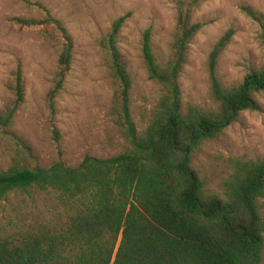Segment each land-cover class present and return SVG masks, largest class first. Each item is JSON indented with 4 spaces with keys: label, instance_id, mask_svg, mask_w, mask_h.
Segmentation results:
<instances>
[{
    "label": "trees",
    "instance_id": "obj_1",
    "mask_svg": "<svg viewBox=\"0 0 264 264\" xmlns=\"http://www.w3.org/2000/svg\"><path fill=\"white\" fill-rule=\"evenodd\" d=\"M203 1L179 3L176 32L163 60L155 52L152 30L143 34L149 79L161 87L143 130L132 116V78L120 48L128 16L113 23L102 49L114 84L111 113L128 148L110 158L86 156L77 167L63 162L59 148V158L45 168L22 144L26 156L19 151L13 165L0 172V200L17 192L33 200L47 193L58 214L52 220H20L0 236V264H264V157L237 160L221 194L208 193L193 167L202 144L244 112H260L264 95V66L231 87L217 79L218 62L234 36L230 30L209 60L216 108L185 109L180 78L205 26L193 21ZM45 12L33 24L53 27L61 45L59 71L47 97L54 110L72 69L74 41L62 22ZM8 91L11 101L0 108V131L11 126L26 102L22 64ZM53 135L59 146L56 128Z\"/></svg>",
    "mask_w": 264,
    "mask_h": 264
},
{
    "label": "rangeland",
    "instance_id": "obj_2",
    "mask_svg": "<svg viewBox=\"0 0 264 264\" xmlns=\"http://www.w3.org/2000/svg\"><path fill=\"white\" fill-rule=\"evenodd\" d=\"M181 1L186 0H0V108L11 101L8 84L19 64L23 65L26 82L25 104L11 126L0 131V172L13 165L19 151L26 156L22 144L45 168L59 158V148L68 167H77L86 156L110 158L124 152L128 144L111 113L114 84L102 40L118 18L128 16L120 48L132 78V116L143 130L161 91L148 76L143 34L152 30L155 52L162 60L166 58ZM45 9L62 22L74 41L72 69L54 110L47 97L59 71L61 45L55 40L53 27L33 24L45 17ZM193 21L205 26L193 41L180 78L183 103L185 109L196 105L213 110L216 105L209 60L221 37L234 31L216 70L223 86L236 85L250 70L264 66V0H204L195 8ZM259 102L260 112H244L194 154L193 167L208 193L224 191L237 160L264 157V95ZM55 128L61 135L59 146L54 140ZM29 197L17 192L0 200V236L20 220H52L58 214L51 194H36L34 200ZM261 205L264 214V200Z\"/></svg>",
    "mask_w": 264,
    "mask_h": 264
}]
</instances>
